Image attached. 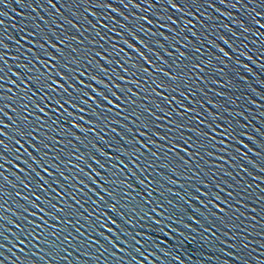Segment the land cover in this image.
Returning <instances> with one entry per match:
<instances>
[{
	"label": "water",
	"instance_id": "obj_1",
	"mask_svg": "<svg viewBox=\"0 0 264 264\" xmlns=\"http://www.w3.org/2000/svg\"><path fill=\"white\" fill-rule=\"evenodd\" d=\"M0 109V264H264V0H0Z\"/></svg>",
	"mask_w": 264,
	"mask_h": 264
},
{
	"label": "snow or ice",
	"instance_id": "obj_2",
	"mask_svg": "<svg viewBox=\"0 0 264 264\" xmlns=\"http://www.w3.org/2000/svg\"><path fill=\"white\" fill-rule=\"evenodd\" d=\"M172 7L179 9L180 8V5L178 3L173 2ZM144 19L147 20V17H145ZM2 111H3V109H0V112H2ZM41 111H43V109H41ZM0 131H2V129H0ZM0 143H2V141H0Z\"/></svg>",
	"mask_w": 264,
	"mask_h": 264
}]
</instances>
